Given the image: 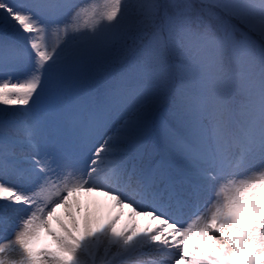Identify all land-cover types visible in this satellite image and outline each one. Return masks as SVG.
Listing matches in <instances>:
<instances>
[{
    "label": "snow or ice",
    "instance_id": "6c2138e0",
    "mask_svg": "<svg viewBox=\"0 0 264 264\" xmlns=\"http://www.w3.org/2000/svg\"><path fill=\"white\" fill-rule=\"evenodd\" d=\"M0 227V264H264V0H0Z\"/></svg>",
    "mask_w": 264,
    "mask_h": 264
},
{
    "label": "rangeland",
    "instance_id": "374dc122",
    "mask_svg": "<svg viewBox=\"0 0 264 264\" xmlns=\"http://www.w3.org/2000/svg\"><path fill=\"white\" fill-rule=\"evenodd\" d=\"M52 39H54L53 37H49V40L51 41ZM13 79H15V77H13ZM17 151H19V149H17ZM95 195V194H94ZM206 198H207V194H203V195H201L200 197H199V199H196V198H193L192 200H191V202H190V205H191V208L190 209H193V211H197V207L199 206V207H203V204H204V202H205V200H206ZM82 200H84V201H87L89 198H87V197H82L81 198ZM103 201H104V199H103ZM186 209V208H185ZM127 211V210H126ZM194 212V213H195ZM193 213V214H194ZM125 216V215H124ZM185 217H186V214H185ZM15 219V218H14ZM146 220V218L145 217H138L137 218V222L141 225V223L142 222H144ZM126 221V220H125ZM124 220L122 221V223L123 222H125ZM8 231H11V229L9 228L8 229ZM5 232V230H4V228H2V227H0V236H4L3 235V233Z\"/></svg>",
    "mask_w": 264,
    "mask_h": 264
},
{
    "label": "trees",
    "instance_id": "16d2710c",
    "mask_svg": "<svg viewBox=\"0 0 264 264\" xmlns=\"http://www.w3.org/2000/svg\"><path fill=\"white\" fill-rule=\"evenodd\" d=\"M194 2L197 4V6H206L211 8L212 0H194ZM215 11V9H213Z\"/></svg>",
    "mask_w": 264,
    "mask_h": 264
},
{
    "label": "bare ground",
    "instance_id": "6f19581e",
    "mask_svg": "<svg viewBox=\"0 0 264 264\" xmlns=\"http://www.w3.org/2000/svg\"><path fill=\"white\" fill-rule=\"evenodd\" d=\"M3 235H5V232L3 233ZM145 258H147V259H149V258H159V253H157V252H155V251H151V257H145Z\"/></svg>",
    "mask_w": 264,
    "mask_h": 264
}]
</instances>
